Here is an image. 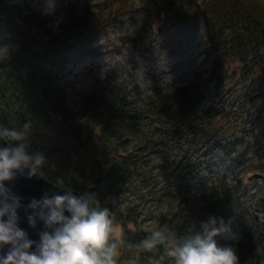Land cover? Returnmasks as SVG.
<instances>
[{
	"label": "trees",
	"instance_id": "16d2710c",
	"mask_svg": "<svg viewBox=\"0 0 264 264\" xmlns=\"http://www.w3.org/2000/svg\"><path fill=\"white\" fill-rule=\"evenodd\" d=\"M163 1L167 9L176 4ZM259 3L204 0L195 6L196 13L211 5L204 21L210 60L203 79L175 91L155 88L144 99H133L127 83H118L112 73L77 96L61 81L66 58L97 20H58L41 0H0V48L8 49V54H0V125L19 128L31 122L29 151L45 156V176L60 186L94 194L115 222H123L118 246L121 261L127 262L123 264H174L168 244L149 252L141 242L153 230L177 237L193 226L199 231L210 217L229 225L235 238L216 239L235 248L239 264H264V222L241 199L246 174H264V6ZM229 84L237 88L228 107L223 93H229ZM234 104L242 106L233 109ZM217 117L220 122L232 120L226 127L235 146L228 156L230 167L240 169L232 180L219 174L224 177L221 184L214 173L197 175L195 152L182 150L190 131L209 126ZM148 155L159 156L162 163L149 164ZM159 167L167 169L161 173L166 179L156 183H165L153 186L159 176L153 169ZM138 183L151 211L163 200L153 204L154 194L175 189L168 200L172 204L145 215L144 205L129 196Z\"/></svg>",
	"mask_w": 264,
	"mask_h": 264
},
{
	"label": "rangeland",
	"instance_id": "374dc122",
	"mask_svg": "<svg viewBox=\"0 0 264 264\" xmlns=\"http://www.w3.org/2000/svg\"><path fill=\"white\" fill-rule=\"evenodd\" d=\"M174 1L175 6L167 9L163 0H54L53 8L49 11L48 0H41V4L48 7L47 11L58 20L72 22L87 16H91L90 20L93 22L97 20L96 26L91 28L92 31L82 36L77 46L73 47L74 51L66 58L64 71L60 73L61 81L69 85L77 96L99 82L107 73H112L118 83H127L134 93L133 99H144L155 88L165 87V91H175L188 83L197 85L203 79L210 60V42L204 21L210 13L211 5L205 4L195 13V6L202 4L204 0ZM258 1L264 6V0ZM198 76L200 78L197 82L192 81ZM236 88L237 86L229 84L226 87L229 93L220 89L224 91L225 104L228 107ZM213 95L211 90L209 96ZM234 105L236 106L233 109L242 106ZM220 120L219 117L213 118L209 126L190 131L189 139H183L182 149H192L195 152L199 162L197 175L212 176L214 173V180L218 184L224 179L219 178V174L232 180L240 172L239 166L230 167L232 162L228 156L230 148L235 146L234 137L226 127L232 124V120ZM157 125L156 122L149 128L152 130ZM126 143L135 146L134 142ZM152 156L145 158L146 161L150 160L149 164L162 163L159 156ZM172 167L173 165L169 166V171ZM166 171L167 169L160 167L153 169V174L159 175L158 179L152 180L153 186L165 183L160 181L158 184L156 180L166 179ZM170 177L174 178V174ZM244 181L241 199L246 206L253 208L256 218L264 222V179L257 177L249 180L246 174ZM174 190L163 195H153V204L155 199H163L158 210L167 209V203L172 204L168 200L174 197ZM133 193L129 196L144 205L145 215L150 217L159 212L149 209L148 196L141 184L138 183V187L133 188ZM116 223L123 235V222L118 219ZM131 227L134 228L133 224ZM121 255L119 250L117 264L127 263L125 260L121 261ZM245 264H251V261Z\"/></svg>",
	"mask_w": 264,
	"mask_h": 264
},
{
	"label": "clouds",
	"instance_id": "9594fccd",
	"mask_svg": "<svg viewBox=\"0 0 264 264\" xmlns=\"http://www.w3.org/2000/svg\"><path fill=\"white\" fill-rule=\"evenodd\" d=\"M48 2L51 11L54 0ZM0 54H8L7 47L0 48ZM31 135V122L19 128L0 125V139L8 143L0 147V249L10 245L7 253L0 255V264H117L122 231L112 212L101 207L94 194L85 192L77 197L68 190L63 195L45 193L40 200L33 199L28 205L33 210L28 215L29 225L35 227L39 218L45 228L38 243L18 226L20 197L5 187V181L25 169L29 177L44 175L46 158L29 151ZM218 236L235 238L223 219L210 217L201 222L199 231L193 226L177 237L153 230L141 244L149 252L168 244L167 255L174 264H239L235 248L219 245ZM34 244L35 251H30Z\"/></svg>",
	"mask_w": 264,
	"mask_h": 264
},
{
	"label": "water",
	"instance_id": "95a60500",
	"mask_svg": "<svg viewBox=\"0 0 264 264\" xmlns=\"http://www.w3.org/2000/svg\"><path fill=\"white\" fill-rule=\"evenodd\" d=\"M125 138V140H127ZM8 143L0 139V147H7ZM262 177L264 178V174L260 172H256L251 175L249 179ZM5 187L11 189L12 193L16 196L20 197V203L22 205L21 208L17 210V214L19 217L18 226L26 231L28 234V238L32 241L39 242V233L44 231V224L39 218H37L36 226L31 227L28 222V215L32 214V209L28 208V205L33 199L40 200L45 193L51 196L54 193H59L61 195L64 194L65 191H72L74 195L77 197L81 196L83 192L80 189H70L65 186H60L53 180L48 179L45 174L43 176L37 174L36 176L29 177L28 170L25 169L23 173L17 172L15 178L11 181H5ZM69 215L68 213H65ZM7 217H5V220ZM10 245H5L2 249H0V255L7 253ZM30 251H35V244L33 245Z\"/></svg>",
	"mask_w": 264,
	"mask_h": 264
}]
</instances>
